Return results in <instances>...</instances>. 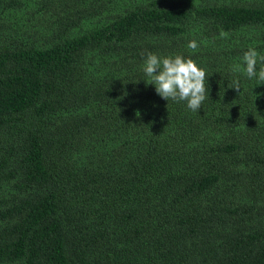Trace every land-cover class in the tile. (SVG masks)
Returning <instances> with one entry per match:
<instances>
[{"label":"trees","instance_id":"obj_1","mask_svg":"<svg viewBox=\"0 0 264 264\" xmlns=\"http://www.w3.org/2000/svg\"><path fill=\"white\" fill-rule=\"evenodd\" d=\"M249 48L264 0H0V264H264ZM148 53L206 70L198 111Z\"/></svg>","mask_w":264,"mask_h":264},{"label":"clouds","instance_id":"obj_2","mask_svg":"<svg viewBox=\"0 0 264 264\" xmlns=\"http://www.w3.org/2000/svg\"><path fill=\"white\" fill-rule=\"evenodd\" d=\"M195 50L198 45L195 40L188 44ZM246 76L257 78L260 84H264V66L257 71V64L264 65V56L259 55L255 48H249L243 54ZM149 81L147 84L155 86L156 93L163 99L175 102L186 101L187 107L192 111H198L206 98H208V86L206 70L199 66L197 61L182 55L159 57L148 53L143 69ZM239 91V81L231 87ZM139 116V112H137Z\"/></svg>","mask_w":264,"mask_h":264}]
</instances>
